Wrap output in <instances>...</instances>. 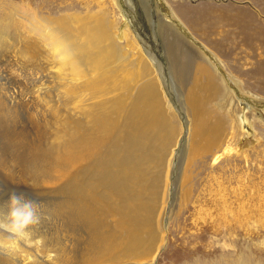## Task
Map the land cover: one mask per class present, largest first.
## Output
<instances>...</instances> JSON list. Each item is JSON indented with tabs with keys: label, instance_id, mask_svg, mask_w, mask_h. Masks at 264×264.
I'll return each mask as SVG.
<instances>
[{
	"label": "bare ground",
	"instance_id": "1",
	"mask_svg": "<svg viewBox=\"0 0 264 264\" xmlns=\"http://www.w3.org/2000/svg\"><path fill=\"white\" fill-rule=\"evenodd\" d=\"M105 1L93 0L101 8ZM110 1L121 9L120 1ZM6 5L0 47L12 38L17 40V44H10L13 54L21 56L29 79L36 77L40 84L31 99L23 95L24 101L38 103L41 114L54 120L48 137L51 146L33 143L19 161L15 160L21 167L18 174L25 184L39 177L42 187L67 181L55 210L63 220V237L69 241L32 226L29 231L36 229L32 241L14 254L0 249V264H156L168 222L190 201L193 164L204 168L212 160L214 166L221 157L229 159L230 142L257 135L254 122L264 123L257 114L260 109L264 113V103H258L260 109L250 105L264 98L249 93L264 95V32L250 27V22L245 24L246 18L253 17L245 10L232 16L209 5L196 14L199 25L211 31L230 56L235 55V65L250 69L255 88L246 79L232 77L219 57L192 39L189 43L164 21L160 30L166 35L170 75L180 87V109L171 103L170 86L163 85L148 49L134 39L122 18L119 23L112 21L104 8L99 13L60 16L37 15L25 9L28 21L16 23L13 16L18 8L14 3ZM121 40L126 45L120 44ZM43 64L49 67L48 75L38 77L37 70ZM47 82L56 89L52 95ZM6 125L5 129L10 126ZM19 132L0 131V139L18 150L25 133ZM4 145L0 144V162L7 159ZM182 146L186 154L179 160ZM178 162L182 163L183 177L172 188V170H177ZM174 189L179 191L176 201L171 199ZM223 204L227 207L226 201ZM4 225L7 222L0 218V243L6 244L10 234ZM243 260L241 257L236 264H248Z\"/></svg>",
	"mask_w": 264,
	"mask_h": 264
},
{
	"label": "rangeland",
	"instance_id": "2",
	"mask_svg": "<svg viewBox=\"0 0 264 264\" xmlns=\"http://www.w3.org/2000/svg\"><path fill=\"white\" fill-rule=\"evenodd\" d=\"M118 1H120V10H118L110 0H106L102 8V5H97L93 0H0V27L1 31L6 29L4 19L5 7H7L6 2L14 3L18 8V11L16 10L13 16L17 19L16 23L17 21L22 23L28 21L27 16L29 15L25 14V9L35 12L37 15L40 13L60 16L74 12H79L83 15L87 13H99L104 8L112 21L114 20L119 23L122 18L130 29L134 39L138 38V40L142 41V44L144 43L143 45L148 49V54L152 57V64L157 68L156 70L158 73H160L163 85L170 86L171 92L167 90V93L168 95H171V103L176 104L175 107L181 109L180 87L177 86L178 84L176 83V80L172 79V75H170L171 64L167 55L168 49L165 47L167 40H164L166 35L165 33L163 35V31H161L163 29L160 30L162 23H165L164 21L167 20L166 23L168 22L167 24H169L186 41H189V43L192 44V39L197 44L206 48L209 52H212L217 56V59L220 58L227 72H229L232 77L235 76L244 80L246 79V81H249V84L251 85L250 87L257 88V86H254L255 83L250 76V71H248L250 69H241L239 65H235V55L230 56L228 48L224 44L220 45L219 41L216 40L211 31L199 25L196 21V14L197 12L198 15L200 14L199 9L202 6L209 5L217 8L220 13L225 15L231 14L232 16H235L236 13L241 10L243 13H251L253 16L250 20L246 18L245 24L250 22V27L258 28L264 32V0ZM183 7H186V9L183 10ZM21 18L25 19L21 20ZM26 19L27 21H25ZM11 43L17 44V40L12 38L7 46L0 47V88L2 91V93L0 91V104H2V101L5 99V103L3 104L6 105H1L0 109L2 111H0V114H2L3 111L4 113H10L11 111L10 115L7 117L5 116L7 113L5 115L4 113L2 114V116L6 118L5 122H3L4 118L1 120L2 116H0V131L5 134L18 133L19 131H22L21 128L23 127L22 133H25L22 134L19 132L22 134L21 136H23L24 142L21 144L22 147L18 150H14L12 146H9L7 143L8 140L5 141V139H0V144H5V156L7 158L6 161H4L5 158H3V161L0 162H6L5 164L2 163L3 165L0 164L3 166L0 167V187H3L4 189V192L0 193V218L5 220L7 224L10 223L8 216L10 207L9 195L12 192H15L17 195L22 194L25 200L36 201L40 205L42 221L40 225L33 226L41 227L45 232L48 231L55 233V238L59 237V240L62 238L63 241L68 243L69 240L63 237L64 230L61 229L63 226H60L63 225V220L61 221L62 217H59L55 210L57 202H59L58 200L60 199L59 196L63 194L60 190L66 186V184L63 183H66L67 181L62 184L54 183L42 187L43 185L39 183V177L36 180H28L25 184L23 177L18 174L21 167H18L20 164L17 165L18 162L15 160L19 161L21 156L23 157L29 151L33 143L36 144L37 142V145H40L43 148H49L51 146V141L48 137H50L51 130H53V122L51 121L54 120L41 114L42 112L38 103L24 101L25 95L26 97L28 96V98L34 96V93L39 89L40 84L37 79H35L36 77L29 79V75L27 76L28 73L20 62L21 56L15 55L17 52L13 54L10 47ZM119 43L126 45L125 40H121ZM147 49L144 50L147 51ZM183 60L186 62L184 57ZM48 70L49 67L47 65L43 64L42 67L40 65L37 70L38 77L42 74L45 76L48 75ZM16 76L21 77L22 79L17 78ZM24 77L26 80H24ZM22 80L25 82V85H23ZM35 86L36 88H34ZM47 86L50 88L48 89L49 94L52 95L53 91L56 89L48 82ZM29 87L31 88L29 89ZM250 87L246 86L245 88L249 91L256 92L255 89H251ZM30 90H32V92H30ZM249 93L264 98V95L252 92ZM14 96L17 97V101L14 100ZM2 97H4V99ZM250 100L254 102L252 99ZM258 103L261 105L264 101L260 102V100H258L250 105L253 106V108L260 109ZM257 114L261 115L259 117L261 121L264 120L263 109H260ZM8 117L11 122L14 121V123H11ZM46 119L48 123L46 122ZM181 121H184L183 118ZM2 123L6 127V124H8V126H13H9L5 129ZM48 124L49 126L52 124V129ZM30 125L32 126L30 127ZM254 125L257 135L252 137L245 136L241 141L230 142L227 151L231 152L232 156L230 155L229 159L228 157H221L218 163L214 166H212V160L209 166H205L204 168H201V165L198 166L197 163L193 164L190 173L192 177H194L192 180L190 201L187 204H184L185 206H182V211L179 215H176L173 220L168 222L164 245L158 255L156 264H193L196 261L207 263L213 262L215 264H217V262L224 264L226 261H230V263L236 264L241 257L244 259L243 261L248 264H264V123L255 121ZM29 127L30 129H28ZM48 128L49 130H47ZM24 129H27L28 131ZM11 130H13V132ZM29 130L32 131L30 132ZM33 132L35 134H32ZM46 132L48 134H46ZM40 134H42V136ZM35 135L36 137H34ZM26 138H29L28 142ZM30 140L31 142H29ZM184 150L185 146L180 147L178 155L179 160H184L186 154V151ZM12 151H14V153H12ZM8 152L12 154H7ZM222 153L223 152H220V155ZM14 155L17 158H15ZM176 160H178V158ZM12 164H14L15 167ZM181 164V162L176 163L177 170H175V168L172 170L173 174L170 180L172 188H175L178 183L180 184L183 177ZM4 165L6 168L9 166L7 168L10 170H8V173L6 171L7 169L4 168ZM12 167L15 169H12ZM11 174H13V177ZM17 175H19L20 178H18L19 176ZM7 177L11 179L9 180ZM12 179H14V181ZM15 180H17V182H15ZM178 194V189L172 190L171 199L176 201ZM223 200L226 201L227 207L223 204ZM54 201L57 202L55 203ZM193 202L194 204H192ZM232 209H235V214L230 213ZM248 212L249 214H247ZM58 220L60 224L58 223ZM35 230L36 229H33L32 232Z\"/></svg>",
	"mask_w": 264,
	"mask_h": 264
},
{
	"label": "clouds",
	"instance_id": "3",
	"mask_svg": "<svg viewBox=\"0 0 264 264\" xmlns=\"http://www.w3.org/2000/svg\"><path fill=\"white\" fill-rule=\"evenodd\" d=\"M3 192V187H0V193ZM9 201L10 223L4 227L10 235L6 244L0 243V249L14 254L32 241L33 233L29 229L33 225L41 224L42 212L36 201L25 200L22 194L12 192Z\"/></svg>",
	"mask_w": 264,
	"mask_h": 264
}]
</instances>
